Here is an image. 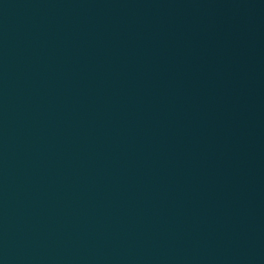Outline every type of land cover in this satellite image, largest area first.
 <instances>
[{"label":"water","instance_id":"obj_1","mask_svg":"<svg viewBox=\"0 0 264 264\" xmlns=\"http://www.w3.org/2000/svg\"><path fill=\"white\" fill-rule=\"evenodd\" d=\"M0 264H264V0H0Z\"/></svg>","mask_w":264,"mask_h":264}]
</instances>
